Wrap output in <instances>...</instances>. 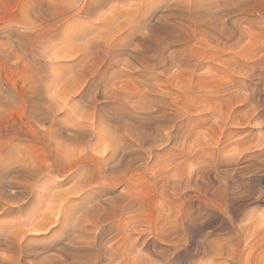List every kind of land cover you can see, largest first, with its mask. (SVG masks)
Wrapping results in <instances>:
<instances>
[{"label": "rangeland", "instance_id": "rangeland-1", "mask_svg": "<svg viewBox=\"0 0 264 264\" xmlns=\"http://www.w3.org/2000/svg\"><path fill=\"white\" fill-rule=\"evenodd\" d=\"M105 1L0 0V158L49 163L57 146L90 159L101 148L84 149L69 127L101 121L139 156L104 194L136 198L110 238L119 255L102 263L264 264V0ZM127 3L153 15L131 18ZM26 233L32 249L51 234ZM15 257L0 244V259Z\"/></svg>", "mask_w": 264, "mask_h": 264}, {"label": "bare ground", "instance_id": "bare-ground-1", "mask_svg": "<svg viewBox=\"0 0 264 264\" xmlns=\"http://www.w3.org/2000/svg\"><path fill=\"white\" fill-rule=\"evenodd\" d=\"M120 1L121 0H119L118 3ZM141 2L142 1H140V3ZM122 4H117V5L121 6ZM125 4H123V8ZM149 4H147V6ZM130 5L131 4H129L130 9H128V11L126 10V8L124 10L127 11V13L130 10L128 16H130L129 14L131 13V10H133L131 8L132 5L131 7ZM143 5L145 4H142V6ZM106 6H108V3ZM114 6L112 10L116 8V7L114 8ZM147 6H144L145 7L144 9L150 8V5L149 7ZM134 7L135 5L133 6V8ZM135 8L134 10L136 11ZM187 11L188 10L183 9L181 11L180 16L183 15V17H188L190 13L189 11L188 12ZM145 12L147 13L146 14L143 13V14L144 16H147L149 11L146 10ZM55 13L58 14L57 11H55ZM55 13H53V15H55ZM135 13L137 17H138L137 13H140L141 14L140 18L143 15L141 12H138V10ZM111 14H113V12H111ZM123 14L125 16L126 13L124 12ZM123 14H121V16ZM155 14L156 13L154 12V15ZM167 14L166 16H168ZM133 15L134 17L131 16V18L136 19L135 18L136 15L135 14ZM191 15H193L192 19H195L196 15L193 13H191ZM117 16H118L117 14H114V17ZM159 16L158 18H156L157 20L160 19L161 16L160 17ZM162 16L165 15L162 14ZM108 17L110 18L109 14ZM108 17L105 16V19ZM143 18L144 17H142L141 19ZM196 18L198 19V16ZM122 19H120L119 23L120 25L122 24V26H124L125 23L124 25L123 23H121V21L124 22V20ZM150 19H153L155 21L154 17ZM163 19L165 18L163 17ZM206 19H208V17H206ZM213 19L215 18L213 17ZM113 20H109V21H113ZM117 20H119L118 17L116 21ZM127 20L128 21L125 20V22L130 21L129 18ZM203 20L205 21V18ZM160 21L161 19L158 22L161 23ZM208 21L207 23L210 24L209 22L211 20L209 22ZM158 22H156V24L159 26L160 24ZM109 23L111 24L112 22ZM151 23L153 24V22ZM103 24H105V22ZM162 24L165 26V20L164 23ZM105 25L108 26V22ZM167 25L168 24H166V28L163 26L162 29L163 28L165 30L168 29L167 27L169 26ZM158 26H157V31L158 28L161 29ZM152 27H154L155 29V26ZM122 28L125 29V26ZM149 30L151 31L150 33H152V30L151 29ZM160 31L163 32L164 30H160ZM154 32L155 31H153V33ZM174 32L176 33V31ZM180 33L182 32L179 31V34L178 33L177 34L183 35ZM167 38L166 40H168ZM142 41H144V39ZM146 41L147 40H145L143 43H146ZM141 45L144 46V44L142 43ZM144 52L143 54H145ZM139 53L140 52H138L137 54L139 55ZM143 54H140L139 56L144 57ZM139 56L136 55L135 57H138L136 59L139 60ZM145 56L147 57V55ZM146 57H144L142 61L146 60ZM149 61H150V57H149ZM115 72H114V77L115 74H117ZM122 74L123 72L121 73V76ZM119 76L120 74L117 77ZM149 89L147 88V90ZM149 91H147V93ZM153 96L154 95H152L151 98H153ZM92 103L93 102L90 101L91 105ZM72 107L80 108L77 103H73L71 105V108ZM76 109L75 111H77ZM85 114H86L85 117L87 118L88 113ZM80 115H84V113ZM79 117L83 118V116H79ZM90 120L92 121L93 119L90 118ZM97 120L99 121V119ZM53 121L55 122V120L51 119L52 124ZM132 121L130 122L133 126L134 122ZM83 122H81L80 120L79 122L74 121L69 128L73 131L72 141L78 142V144H82L84 149L91 148L90 150L92 151L94 150L95 152L97 148L98 149L101 148V151L97 150L94 153V155H90L91 156L90 159H88L89 157L88 158H86L85 156L83 157L84 154L82 156L79 155L83 149L82 147H81L82 149L81 148L77 149L80 152L79 151H78L79 153L77 152L79 156H77L76 158H74V156H76V153L74 154V152L76 151H71L72 152L71 157L74 155L71 159L66 155L67 151L65 149L62 150V148L60 149L56 145H55L56 148L53 146L55 148L54 154L51 151L53 155L51 154L49 163L40 162L38 163V165L36 164L34 165L29 161H27L26 159H24L25 156L22 155L20 152L19 154L16 153L18 155H14L12 154V152L10 154L8 152H5L4 153L5 155L3 154V157L0 158V244H3L8 248H10L12 250V253L16 256L13 264H21V262H25L26 264H104L102 263L104 259L107 258L110 261H113L119 255L117 248H115V244L111 242L112 240L110 238L111 237L114 238L115 236H117V234L119 235L118 232L121 227L120 225V219L122 217L121 214L126 210H129L130 212V209L134 205L136 197L132 192L128 194H124V193H119L117 195L113 194L110 196H104V194H109L110 191H113L115 185L119 184L121 182V179L127 176L130 172L134 174L133 171H135L136 169L135 162L137 161L139 156H137L136 152L133 150L128 151V154H126L123 150H121L119 148V142L117 143L118 138H116L111 133L113 131L110 130V128L105 127L104 123H102L104 124L103 126L101 124V121H99L100 123L95 122L96 124L90 122H89L90 124L87 122L86 123ZM117 125L116 127L119 128L121 124L119 126ZM126 126L128 125L126 124ZM123 127H124L123 131H125V124ZM118 128L116 129L118 130ZM135 129L137 128H131V125H129L126 128L125 132L128 136L134 138L135 141H138L137 138L138 135H136ZM122 137H124V133ZM120 150L123 151V153H121ZM49 156L47 155V157ZM118 156L120 158H118ZM87 161L90 163H87ZM91 166H95V168H92ZM63 173H67L66 176L57 179L59 175L62 177L63 175L61 174ZM70 181L72 182L69 184L68 182ZM14 214H21V215L19 216L18 219H13L11 221H6L2 219L5 216H10ZM20 217H22L23 219H20ZM75 229L81 233L79 237L80 243L78 244L74 243L72 240L69 239L71 232ZM120 230H122V228ZM26 231H29L30 233L50 232L51 234L48 236V238L44 239L43 244L40 245L39 248L32 249L31 246H29L26 243V240H28ZM31 254L34 255V258H38V256L40 255L41 256L43 255L44 257L36 261L34 258H33L34 260L29 259ZM0 261H2V264H9L5 262L4 259H0Z\"/></svg>", "mask_w": 264, "mask_h": 264}]
</instances>
